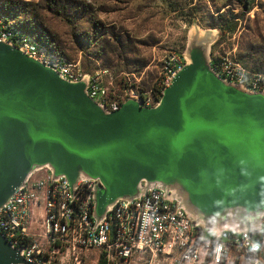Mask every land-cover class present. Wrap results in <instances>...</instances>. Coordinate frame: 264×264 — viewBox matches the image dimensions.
<instances>
[{"label":"water","instance_id":"1","mask_svg":"<svg viewBox=\"0 0 264 264\" xmlns=\"http://www.w3.org/2000/svg\"><path fill=\"white\" fill-rule=\"evenodd\" d=\"M217 37L191 22L155 104L126 97L111 110L87 94V72L66 78L0 37V206L46 167L71 188L96 179L93 227L117 199L157 186L193 224L253 238L264 214V90L214 72ZM15 263L32 264L0 233V264Z\"/></svg>","mask_w":264,"mask_h":264},{"label":"built area","instance_id":"2","mask_svg":"<svg viewBox=\"0 0 264 264\" xmlns=\"http://www.w3.org/2000/svg\"><path fill=\"white\" fill-rule=\"evenodd\" d=\"M0 37L66 78L76 80L87 72V94L109 110L126 97L138 98L147 106L155 104L160 88L183 62L182 49H168L161 56L154 90L131 85L112 89L105 69L83 70L78 61L49 51L1 12ZM219 46L210 48L209 62L216 74L248 89L264 90V71L250 69L234 49ZM95 184L96 179L81 178L71 188L62 176L52 178L46 167L33 171L0 206V233L10 245L20 247L23 259L32 264H63L90 247L137 264H239L240 260L264 264V214L253 238L234 230L215 233L193 224L177 200L152 186L139 196L117 199L93 227Z\"/></svg>","mask_w":264,"mask_h":264},{"label":"rangeland","instance_id":"3","mask_svg":"<svg viewBox=\"0 0 264 264\" xmlns=\"http://www.w3.org/2000/svg\"><path fill=\"white\" fill-rule=\"evenodd\" d=\"M0 6L49 51L85 71L105 69L112 89L154 90L161 56L184 47L193 21L217 29L211 49H234L251 69L264 71V0H0ZM229 20L234 28L222 31ZM63 264L137 263L90 247Z\"/></svg>","mask_w":264,"mask_h":264},{"label":"trees","instance_id":"4","mask_svg":"<svg viewBox=\"0 0 264 264\" xmlns=\"http://www.w3.org/2000/svg\"><path fill=\"white\" fill-rule=\"evenodd\" d=\"M0 11H2L3 13L6 11L5 10V8H4V6L3 7H1L0 6ZM1 12V13H2ZM236 20H229L226 24H225V27L224 28H222V31H225V30H231V29H233L234 28V26H235V22ZM16 25V24H15ZM18 26V25H17ZM20 29H24L22 26H18ZM217 41V40H216ZM215 41V42H216ZM214 42V43H215ZM240 58V57H239ZM241 59V58H240ZM242 60V59H241ZM243 61V60H242ZM244 62V61H243ZM244 64L246 65V66H248L245 62H244ZM249 67V66H248ZM250 68V67H249ZM251 69V68H250ZM252 70H254V69H252ZM255 71H260V70H255Z\"/></svg>","mask_w":264,"mask_h":264}]
</instances>
